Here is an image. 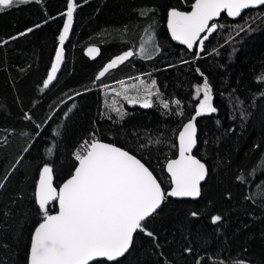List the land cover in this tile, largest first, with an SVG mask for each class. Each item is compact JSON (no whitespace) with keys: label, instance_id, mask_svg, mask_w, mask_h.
<instances>
[{"label":"trees","instance_id":"trees-1","mask_svg":"<svg viewBox=\"0 0 264 264\" xmlns=\"http://www.w3.org/2000/svg\"><path fill=\"white\" fill-rule=\"evenodd\" d=\"M72 1L61 72L47 88L70 0H31L0 12V264H27L42 222L35 200L40 171L52 167L58 188L72 176L84 141L135 155L169 190L164 167L177 155V134L195 115L205 78L217 111L195 121L194 155L208 168L200 197L166 198L143 222L153 236L138 230L123 258L91 264H264V6L236 21L223 14L198 56V45L190 52L173 44L166 26L170 10L188 11L195 0ZM146 39L158 48L154 56L97 79ZM91 46L99 49L94 58L85 53ZM147 73L144 85L155 81L160 93L151 108L128 107L100 89ZM215 216L221 221L213 223Z\"/></svg>","mask_w":264,"mask_h":264},{"label":"snow or ice","instance_id":"snow-or-ice-1","mask_svg":"<svg viewBox=\"0 0 264 264\" xmlns=\"http://www.w3.org/2000/svg\"><path fill=\"white\" fill-rule=\"evenodd\" d=\"M28 2L31 0H0V12ZM261 6H264V0H195L190 12L176 9L170 11L168 28L172 38L186 45L188 49L197 46L199 42V50L204 51V41L217 29L215 24L210 26V21L218 18L222 12L235 18L246 9ZM76 7L75 2L67 6L64 14L66 23L59 36L60 49L56 53V62L52 65L51 73L44 82V88L56 79ZM203 33L206 34L202 36ZM98 52L99 49L94 47L88 49V54L93 58ZM139 53L151 58L144 46L140 47ZM133 55L132 51H127L113 59L99 73L97 79ZM259 79L264 81V74ZM140 84L144 85V81L141 80ZM131 87L136 88V85ZM153 89H156L155 81L150 86H145L142 93L137 89L134 96H129V89L125 88L123 96L129 103L151 108L152 97L160 96L159 90ZM201 93L202 99L195 115L183 125L179 133V158L170 160L166 165L173 185L167 193L162 190L153 172L135 155L95 139L91 142L85 141L82 151L75 153L78 166L59 190L53 184L52 167L45 165L40 173L36 192L42 222L35 227L31 238L29 264H91L101 258L107 262H116L129 251L138 230L153 236L152 232L146 230L143 222L156 213L166 197H199L201 182L208 175V169L192 155L197 144L195 121L196 117L217 111L213 106L212 88L207 78L204 79L202 87L196 88L197 98ZM117 95L121 93L118 92ZM160 102L165 109L169 108L167 102ZM174 103L179 106L181 102L175 100ZM116 111L122 119L125 113H121L120 109ZM179 114H183L182 108ZM3 186L0 183V188ZM53 201L59 205V211L55 215L49 213V204ZM221 219L220 216H215L213 223ZM236 264L246 262L240 260Z\"/></svg>","mask_w":264,"mask_h":264},{"label":"rangeland","instance_id":"rangeland-1","mask_svg":"<svg viewBox=\"0 0 264 264\" xmlns=\"http://www.w3.org/2000/svg\"><path fill=\"white\" fill-rule=\"evenodd\" d=\"M73 1L72 0H70V2L69 3H72ZM66 16V15H65ZM65 23H66V21H65ZM62 33H63V31H62ZM70 34V33H69ZM68 38H69V36H68ZM68 40V39H67ZM67 40L65 41V43L67 42ZM64 43V44H65ZM60 44V43H59ZM141 46H144L145 48H147L148 49V53L150 54V57H152V56H154L155 55V53H156V51H157V47H152V44H151V40H149V39H146V40H143L142 42H141V44L139 45V47H137V49L136 50H133V49H131V50H129V51H132L133 53H134V55L132 56V57H129L124 63H122V64H119L117 67H115L114 69H117V68H119V67H122V66H125V65H127V63L130 61V60H133V61H135V60H137L138 58H141V59H149V56L148 55H144V56H142L140 53H139V49H140V47ZM91 47H94V46H91ZM90 48V47H89ZM89 48H87L86 50H85V53L89 56V57H92V56H90L89 54H88V49ZM94 48H96V47H94ZM121 55H123V54H121ZM120 56V55H119ZM118 57V56H117ZM116 58V57H115ZM114 58V59H115ZM136 58V59H135ZM113 60V59H112ZM111 60V61H112ZM110 61V62H111ZM109 62V63H110ZM108 63V64H109ZM107 64V65H108ZM106 65V66H107ZM105 66V67H106ZM114 69H110L109 71H112V70H114ZM103 71V70H102ZM108 71V72H109ZM152 73H147V74H141V75H138V76H134V77H131V78H127V79H123V80H120V81H117V82H115V83H112V84H109V85H106V86H103V87H101L100 89H102L103 91H105V93L106 94H110V95H112L113 96V99H112V101H114L115 99H122L123 101H124V103L128 106V107H142L140 104H132V103H129L128 102V100H125L124 99V96H123V92H124V89L125 88H128L129 89V91H128V95L129 96H134V95H136V92H137V89L142 93L143 92V90H144V87H145V85H141L140 84V81L141 80H143L144 81V79L143 78H146V77H148L149 75H151ZM132 85H136V88H132L131 86ZM150 86V85H149ZM153 91H155L154 89H153ZM121 93V95H117V93ZM201 99H202V93H201ZM152 100H153V103H154V101H156V96H153L152 97ZM200 103V102H199ZM199 105V104H198ZM114 107H116V106H114ZM142 108H144V107H142ZM197 108H198V106H197ZM87 141H92V139H89V140H87ZM84 144V142L82 143V144H80V146L75 150V152H74V155H75V153L77 152V151H82V145Z\"/></svg>","mask_w":264,"mask_h":264},{"label":"water","instance_id":"water-1","mask_svg":"<svg viewBox=\"0 0 264 264\" xmlns=\"http://www.w3.org/2000/svg\"><path fill=\"white\" fill-rule=\"evenodd\" d=\"M195 3V2H194ZM258 8H260V7H258ZM258 8H252V9H246V10H244L242 13H241V15L244 13V12H246V11H248V10H255V9H258ZM171 11V10H170ZM170 11L168 12V18H167V32H168V36H169V38H170V40H171V42L173 43V44H175V45H179V46H182V47H185L188 51H190V52H192L193 51V49L195 48V46L192 48V49H188L187 48V46L186 45H183V44H181V43H179V41H177V40H174L173 38H172V36H171V31H170V29L168 28V19H169V13H170ZM190 11H192V7L188 10V11H183V12H190ZM225 15L229 20H231V21H236V20H238L240 17H241V15L239 16V17H235V18H233V17H230V16H228L227 15V13L226 12H222L221 14H220V16L218 17V18H214L212 21H210L209 23H210V26L212 25V24H214L215 22H217V21H219L220 20V18H221V16L222 15ZM214 33V32H213ZM206 33H203L202 34V36L203 35H205ZM199 44V42H197V45ZM60 49V48H59ZM59 49H58V51H59ZM199 54H200V50L198 51V56H199ZM55 62H56V59H55ZM55 62H54V64H55ZM61 68H62V63H61V65H60V68H59V70H58V72H57V74H56V78H57V76L59 75V73L61 72ZM55 81V80H54ZM53 81V82H54ZM52 82V83H53ZM188 121H186L184 124H186ZM183 124V125H184ZM183 125H182V127H181V129H180V131H182V128H183ZM197 128V127H196ZM180 131L178 132V134H177V137H176V144H177V155H176V157L174 158V159H178L179 158V139H178V137H179V133H180ZM197 134H198V130H197ZM100 142H102V141H100ZM102 143H105V142H102ZM108 144H110V143H108ZM113 145V144H112ZM115 146V145H114ZM117 147V146H116ZM120 148V147H119ZM196 148H197V144H196V147L192 150V155L195 157V158H197L195 155H194V153H195V150H196ZM122 149V148H121ZM124 150V149H123ZM174 159H171V160H174ZM198 159V158H197ZM200 160V159H199ZM170 161V160H169ZM169 161H167V163L169 162ZM201 161V160H200ZM202 162V161H201ZM143 163V162H142ZM167 163L165 164V167H164V170H165V173H166V175L168 176V178H169V180H170V189L169 190H167V191H164L163 189V191L165 192V193H167L168 191H170L171 190V188L173 187V185H172V183H171V177H170V174L167 172V167H166V165H167ZM203 163V162H202ZM205 164V163H204ZM78 166V162H77V164H76V167ZM205 166H206V164H205ZM75 167V168H76ZM206 168H207V166H206ZM208 169V168H207ZM74 171H75V169H74ZM42 172V170L40 171V173ZM73 174H74V172H73ZM72 174V175H73ZM154 175V174H153ZM39 176H40V174H39ZM207 177H208V175L206 176V178H205V180L204 181H202L201 182V186L203 185V183L206 181V179H207ZM71 177H69L68 179H70ZM68 179H66L58 188H57V190H59V188L60 187H62L63 186V184L64 183H66L67 182V180ZM158 181V180H157ZM159 182V181H158ZM38 183H39V178H38V181H37V184H36V188H35V200H36V204L38 205V201H37V198H36V192H37V190H38ZM162 188V187H161ZM200 197V196H199ZM199 197H197V198H191V197H166V198H170V199H174V200H191V201H195V200H197ZM51 205H55V207H56V212H54V213H50V214H52V215H55V214H57L58 213V211H59V205H58V202H55V201H53L52 203H50L49 204V206H51ZM162 205V204H161ZM38 207H39V205H38ZM149 218V217H148ZM38 226V225H37ZM36 226V227H37ZM35 230V229H34ZM33 233H34V231H33ZM33 233H32V235H33ZM136 234V233H135ZM135 234H134V236H135ZM31 238H32V236H31ZM133 240H134V237H133ZM30 243H31V241H30ZM131 248V247H130ZM130 250V249H129ZM128 253V252H127ZM126 253V254H127ZM125 254V255H126ZM29 255H30V246H29V253H28V262H27V264H29ZM124 255V256H125ZM123 256V257H124ZM123 257H121V258H123ZM121 258H119V259H121ZM97 261H106V260H104V259H98V260H96V261H93V262H91V263H94V262H97ZM107 262V261H106ZM108 263H111V262H108Z\"/></svg>","mask_w":264,"mask_h":264},{"label":"built area","instance_id":"built-area-1","mask_svg":"<svg viewBox=\"0 0 264 264\" xmlns=\"http://www.w3.org/2000/svg\"><path fill=\"white\" fill-rule=\"evenodd\" d=\"M85 142V141H84ZM89 142V141H88ZM91 142V141H90ZM83 143V142H82ZM74 157H75V155H74ZM78 162V161H77Z\"/></svg>","mask_w":264,"mask_h":264}]
</instances>
